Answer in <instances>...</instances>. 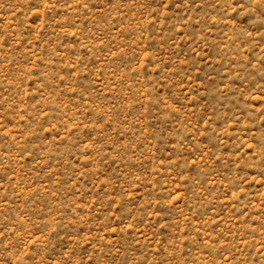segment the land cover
Listing matches in <instances>:
<instances>
[{"label":"rangeland","instance_id":"obj_1","mask_svg":"<svg viewBox=\"0 0 264 264\" xmlns=\"http://www.w3.org/2000/svg\"><path fill=\"white\" fill-rule=\"evenodd\" d=\"M0 264H264V0H0Z\"/></svg>","mask_w":264,"mask_h":264}]
</instances>
